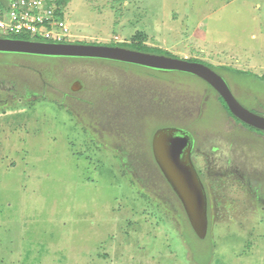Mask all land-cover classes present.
Wrapping results in <instances>:
<instances>
[{
  "label": "rangeland",
  "instance_id": "1",
  "mask_svg": "<svg viewBox=\"0 0 264 264\" xmlns=\"http://www.w3.org/2000/svg\"><path fill=\"white\" fill-rule=\"evenodd\" d=\"M59 18L70 42L129 43L141 32L148 46L209 66L264 116V0H67ZM20 63L43 72L54 65L56 82L52 94L0 106V264H264V131L230 115L203 79L1 51L0 76L26 74ZM76 76L86 87L67 95ZM123 84L132 99L122 105L90 92ZM111 107L133 111L98 110ZM166 125L216 145L225 161L241 159L250 178L248 186L230 171L209 176L206 156L195 152L208 191L204 238L152 159V133Z\"/></svg>",
  "mask_w": 264,
  "mask_h": 264
},
{
  "label": "water",
  "instance_id": "2",
  "mask_svg": "<svg viewBox=\"0 0 264 264\" xmlns=\"http://www.w3.org/2000/svg\"><path fill=\"white\" fill-rule=\"evenodd\" d=\"M0 51L110 59L160 71L175 70L189 73L203 79L211 86L234 117L248 126L264 131V116L243 107L232 94L226 81L201 62L121 46L50 42L1 36ZM191 146L190 137L176 127L158 128L151 138V149L159 170L179 199L193 232L199 238H204L208 228V198L191 158Z\"/></svg>",
  "mask_w": 264,
  "mask_h": 264
},
{
  "label": "flooded vegetation",
  "instance_id": "3",
  "mask_svg": "<svg viewBox=\"0 0 264 264\" xmlns=\"http://www.w3.org/2000/svg\"><path fill=\"white\" fill-rule=\"evenodd\" d=\"M63 58H78V59H99V58H89V57H68V56H63ZM6 64L3 65L2 69L3 71H7L5 67ZM18 66H21L25 71L26 74H22L19 76H12L9 74H7L8 76L11 77V79H7L5 81V77L4 75H6L7 72H5L3 75L0 76V91H4L5 94L0 96V106H7L10 103L14 102L15 100H21L22 98H30V97H36L38 95L41 94H52L53 91L55 90V82H56V78L53 76V67H55L54 65H50L48 63H46L45 66V71L43 72V70L38 69L36 66H34L33 64H27V63H20ZM2 74V73H1ZM10 80L11 85L8 88H5L3 86H5L6 82L8 83ZM71 80V81H70ZM70 83L68 86V93H66L67 95H74L80 91H83L86 86L84 83V80L80 77V76H76L72 79H70ZM58 81V79H57ZM21 83V87L23 89V93L21 94V92L18 90L19 88L17 87L19 84ZM40 88V92L37 93L35 91V88ZM118 92L112 91V89H108L107 85H101L100 87H95L91 88L90 87V92L93 90L94 94H97L98 98L100 101H106V100H110L113 99L114 101H117L118 104L122 105V103H125L124 100H126L127 102L129 101V99L131 97V92L130 89H125L124 88V84L121 87H117ZM128 95V98L125 99V96ZM65 96V94H64ZM63 95L61 96V99L64 97ZM63 100V99H62ZM131 107V106H130ZM115 109H117L115 111ZM109 108V109H105V108H99L98 110L100 111V113H104L106 114V116H109L110 113L112 111H115L114 113L116 115L121 114V115H128V113H131L133 111V109H126V112L123 110L122 108ZM118 112V113H117ZM163 127H176L178 129H181L184 133H186L192 142V146H191V158L193 160V163L195 165V160H194V155L195 152H199L200 154H204L206 156V162H207V174L210 176L212 174L214 175H219L220 177H224L226 175V173L228 171L233 172V174H235L240 180H242L243 182H246L248 184V186H250V178H246V168L244 167L245 164H243L241 159H231L228 161L224 160L223 156H220L218 154L215 153V151L213 149H216V145H212V147L208 148L206 147L204 144H202V142H200L199 140H197V138L188 130L180 128L178 126H174V125H166ZM154 133V132H153ZM152 133V135H153ZM152 138V136H151ZM98 140L100 141L101 138L98 137ZM149 149L152 155V159L155 162V159L153 157V153H152V149H151V139H150V143H149ZM118 158L121 160V162L123 164H128L126 163V161L123 159L122 155H118ZM157 165V164H156ZM196 166V165H195ZM197 172L201 178V181L203 182V185L205 187L206 193H207V198H208V191H207V186L201 176V173L199 171L198 168ZM161 172V171H160ZM254 196L257 198V200H259V198L257 197V194L254 193ZM264 201V200H263ZM208 206H209V201H208ZM262 207L264 208V203L262 204ZM209 210V208H208ZM208 216H209V212H208Z\"/></svg>",
  "mask_w": 264,
  "mask_h": 264
},
{
  "label": "built area",
  "instance_id": "4",
  "mask_svg": "<svg viewBox=\"0 0 264 264\" xmlns=\"http://www.w3.org/2000/svg\"><path fill=\"white\" fill-rule=\"evenodd\" d=\"M0 31L27 34L33 40L68 41V28L59 21L55 4L48 0H0ZM1 36V34H0Z\"/></svg>",
  "mask_w": 264,
  "mask_h": 264
},
{
  "label": "trees",
  "instance_id": "5",
  "mask_svg": "<svg viewBox=\"0 0 264 264\" xmlns=\"http://www.w3.org/2000/svg\"><path fill=\"white\" fill-rule=\"evenodd\" d=\"M66 1L67 0H57L56 1V3H57V6L55 5L56 14H58L59 16H61V6H64ZM50 2H52V0H50ZM9 37L18 38V39H32L27 34H17V35H12V36H9ZM143 39H144L143 34H141V32H136L134 37H133V40L131 42H129V43H120V44H112L111 46H121V47H126V48H130V49H134V50H138V51H142V52H149V53L164 54V55H167V56H172V55H169L167 53V51L165 52V51H162L159 48H154V47L148 46L147 44H145ZM75 42H77V43H85L83 41H75ZM129 46H131V47H129ZM188 60L199 62L196 59H188ZM219 98L221 99V101L224 104L225 108L229 112V110H228L226 104L224 103V101L222 100V98L220 96H219ZM229 114L232 115L230 112H229ZM208 208H209V206H208Z\"/></svg>",
  "mask_w": 264,
  "mask_h": 264
}]
</instances>
